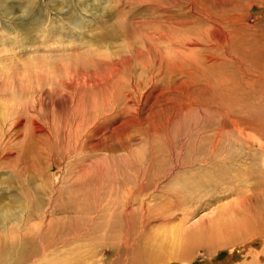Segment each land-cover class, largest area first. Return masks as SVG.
Segmentation results:
<instances>
[{
	"label": "bare ground",
	"instance_id": "bare-ground-1",
	"mask_svg": "<svg viewBox=\"0 0 264 264\" xmlns=\"http://www.w3.org/2000/svg\"><path fill=\"white\" fill-rule=\"evenodd\" d=\"M20 1L23 2H15L11 7L0 5V15L13 12L10 24L0 25V154L4 159L12 160L13 152H17L18 158H25L26 174L29 168L53 165L58 155L55 165L68 166L67 172L70 169L75 173L77 169L81 178L87 176V179L91 173L96 175L101 179L92 191L91 204L97 209L92 215L112 218L117 212L127 219L130 230L136 225L135 217H140L143 231L153 221L166 225L179 221L181 227L172 225L159 236L158 243L148 238L142 249L143 259L147 261L177 260L191 251L185 249L188 241L189 248L194 244L192 249L233 246L240 242L248 246L250 256L252 253V262L242 264H263L264 210L251 204L256 189L252 188V194L251 186L242 182L249 180L247 184H251L256 169L264 166L261 129L264 123L258 125L246 113L240 114L246 110L237 109L239 103L234 102L237 108L229 105L242 101L236 98V93L241 97L244 87V92L259 94L252 86L253 80L259 79V84L264 86V13L260 15L262 26L254 29L247 24V13L255 6L264 10V0H94L99 5L88 0H48L63 2L61 12L51 15L46 13L48 4H43L46 0ZM102 1L109 5L103 6ZM98 6H101L99 16L89 12ZM18 11L19 15L15 16ZM114 19L115 23L111 24ZM14 21L21 22V29L11 34ZM32 33L35 35L30 37ZM28 37L32 43L26 42ZM234 62L240 63L247 76L245 79L241 76L244 86L238 88L237 81L232 82L233 77L222 78L228 73L227 64ZM215 97L227 103L220 106L224 107L223 119L216 118L217 126L210 133L206 130L203 135L197 134L196 149L188 160H182L179 154L191 142V120L197 114L203 116L210 109L216 110L211 103ZM175 139H179L178 145ZM175 153L178 154L176 165L162 173L160 161L166 160V154ZM30 156L35 165L31 164ZM115 156L121 159L120 163H115L119 160L115 161ZM123 166L134 176L141 173L143 178L139 177L134 185L127 182L128 185L116 186L112 175H122ZM180 169L187 171L188 177L178 179L180 182L175 186L165 184ZM59 174L55 172L51 188L44 192L52 195L60 190ZM150 174L156 177L152 186L146 178ZM258 175L260 178L263 172ZM112 183L116 189L111 187ZM229 185L242 186L245 197L238 207L214 215L215 220L209 219L208 226L184 228L188 214L183 211L179 217L176 210L172 211V201L175 205L187 204ZM30 186L27 190L33 192L26 196L35 200L36 213L41 217L36 221L40 224L31 222L34 217L28 208L16 207L12 212L0 207V211L4 210V224L8 219L16 220L15 227L7 232L12 239L7 241L3 235L5 246L0 247V264H36L47 259V246L43 242L42 252H31L30 256L23 253L33 241L27 235L34 227L40 232L39 238L56 221H62L54 218L62 210L52 198L40 212V201L35 188ZM257 196L263 198V184ZM27 200L31 202L28 197ZM155 200L159 205L153 203ZM170 211L173 214H167ZM19 212L22 215L17 218ZM88 218L90 223L95 222L91 216ZM108 225L112 227L110 220ZM90 234L87 230L70 240H88ZM134 236L125 240L128 250L139 248L141 238ZM53 237L56 240L59 234ZM256 240L263 243L255 250L249 242Z\"/></svg>",
	"mask_w": 264,
	"mask_h": 264
},
{
	"label": "rangeland",
	"instance_id": "rangeland-1",
	"mask_svg": "<svg viewBox=\"0 0 264 264\" xmlns=\"http://www.w3.org/2000/svg\"><path fill=\"white\" fill-rule=\"evenodd\" d=\"M62 1L50 2V3L48 0L43 1V4H46V3L48 4V6L45 5L46 7H48L46 9V13L49 15H51V13H56V14L60 13L61 10L59 8L62 7V6H60L63 3ZM19 2L22 3L23 1H20V0H0V5H2L3 7H11L10 5H13L14 3L20 4ZM88 2L91 3L92 5H99L96 2H95L96 3L95 4L94 0H90V1L88 0ZM102 5L108 6L109 3L107 1H106V3H104V1H102ZM112 5L116 6L115 3ZM91 7L94 8V6H91ZM100 8H101V6L100 7L98 6V8H96L95 10L91 9V10H89V12L94 14L95 16L96 15L99 16L101 13ZM11 10H14V9L11 8ZM11 13H13V12H11ZM11 13L9 11H7L3 15H0V25L3 22L10 24L11 15H12ZM19 13H20L19 11L17 13H15V16H18ZM262 13H264L263 8H260L259 6L253 7L249 11V13H247L248 14L247 15V21H248L247 24H249L253 28H254V26L255 27L262 26L263 23H260V22H263V19L260 16ZM55 19H56V17H55ZM114 23H115V19L111 22V24H114ZM257 23H258V25H257ZM11 24H12L11 26L13 29V31H11V34H14L16 31H18L17 29H21V22L19 23L18 21H14ZM19 25H20V27H19ZM29 35H31V34H29ZM34 35L35 34L32 33V35L30 37H33ZM32 41L33 40L31 38L26 39V42L28 44L32 43ZM248 45H251V44H248ZM255 58L256 57H254L253 59H255ZM239 64L240 63H238V62H236V63L234 62L233 64H227L228 66H226V67H228V73L226 74V76L222 77V78L233 77L232 82L234 83L235 80L237 81L235 83L237 85L236 86L237 88L239 86H244L242 84L243 81L241 80V76L244 77V79L247 77V76H245L244 71L240 68ZM239 70L240 71L242 70L243 72L242 71L240 72ZM242 73H243V75H242ZM257 83L259 84V79L253 80L252 86H254V88L259 91V94L255 95L253 93H249V90H248V92H244V90H246V87H244V90L242 89V91H243L242 94L244 96L242 95L240 97L239 92L236 93L237 95L235 94L236 98L237 97L241 98L242 101H238V100L233 101V103H231L229 106L235 107L236 104H234V102L239 103V105H240L239 108H237L238 104H237V107H235V108L240 109V110H246V112L240 111V114L246 113L247 115H249V118L251 120H253V119H254L253 121L257 120L256 123H258V125H259V123H264V116H263L264 115V86L262 88V86L260 84L258 85ZM215 98L218 99V97H215ZM215 98H212L211 103H213V105H215L216 110L210 109L208 111L207 115L200 113L203 116H200L199 114H197L194 117V120H191V124H190V128H189V134H190V132H192L189 135L191 142L189 143V145H188V143L186 144L187 147L184 148L183 154L180 152L179 156H181L183 158L182 160H188L187 158H189L192 155V153L194 152V150L196 149V148H194V146H195L194 139H197L198 135L199 136L203 135V133H205L206 130L209 131L208 133H210L211 132L210 130L215 129L214 127L217 126V121H218L217 119H220V118L223 119L224 107H220V106L226 105L227 103L223 102L224 100L221 101V100H219V99L217 100ZM255 98H256V100H255ZM217 102H219V103H217ZM244 102H246V103H244ZM248 102H250V104ZM261 107L263 108V110H261ZM256 110H258V112ZM254 113L255 114L258 113V117H257V114L254 115ZM251 114H253V115H251ZM208 115H210V116H208ZM198 117H200L201 119H199ZM261 129L264 131L263 128H261ZM193 131H194V133H193ZM178 140L179 139H175L177 145H178ZM14 151H16V150H14ZM32 156H34V155H32ZM32 156H30L29 159H31V164L35 165V163L32 160V159H34V158H32ZM166 156H167L166 160L160 161V168H162L161 169L162 173L167 171L168 169H173L174 164L176 165V159L178 157V154L177 153L172 154V155L166 154ZM15 157H16V159H15ZM35 157H37V156H35ZM59 157H58V155H55V157H54L55 163L56 162L58 163ZM1 159H2V162H1ZM11 159L13 161L8 160V159H4V156L2 155V153L0 154V207L8 208L10 210L12 209L13 211H14V209H16V207H17V209H19L21 207H23L25 209L28 208V210H30L31 214L33 213L32 215L34 217V218H32L31 222H33V224L38 223L40 221L39 219L41 217L39 218L37 213H36V205L37 204H36L35 200H32L31 196H26V194L30 195V193L33 192V191L27 190L28 184H30L31 185L30 188L31 187L33 189L35 188V190H34V192L36 194L35 196L38 199V201H40V203H39L40 212L43 211L44 209H46L50 198L54 199L55 202L54 201L53 202L57 204V208L59 207L60 210H62V212L58 213L59 215L55 214L56 216L55 217L53 216L54 218L58 217V220L61 218L62 221L61 222L56 221L54 224H52L53 228L51 227L47 233L44 232L45 233L44 235H42V236L40 235L39 238H37V235L40 232H39V230H36L33 227L31 234L27 235L29 238L30 237L32 238V239L31 238L29 239L30 241L33 240L34 243L37 241L39 246H37L38 245L37 243L34 244L33 241H31L32 242L31 245L29 247L26 246L29 249H26L25 251H23V253L26 256L27 255L30 256L31 254H37L39 252H42V250H43L42 248L44 247V246H42L43 243H45V247L47 246V251H48L47 259L46 258L42 259V261L37 262L36 264H51V263L52 264H59V263L60 264H70V260H71L72 264H239V263L242 264L243 262H252V253L250 256L249 255L250 252H248L246 249V248H248V246L245 247V245L240 243V242H236L234 244L236 246H234V245L232 246L231 244H228V245H223V247L216 246V247H211V248L206 249V247L202 246L203 248L198 247V248L192 249V247H193L192 245H194V244L191 243V247L189 248V246H190L189 241H188L189 246L186 243L185 249H189V250L191 249V251L190 252L187 251L188 253L184 254L183 257H181V255H180L177 260L174 258L173 259L170 258L168 260L161 258L157 261L152 260V259L147 261L148 259H143L144 256L142 254V249L144 248V246L147 245L148 242L147 243H145V242L148 241V238H152V241L155 240V243H158L160 241V238L163 236L162 233H164V232L166 233V230L170 229L172 227V225H173V227H175V226L177 227V225H179V227H181V224L179 221H177L176 223L171 224V225L163 224L160 221H153V222L151 221L152 223H151L150 227L148 229H146L145 231H143L142 228L140 227V225H141L140 224V220H141L140 217H135V218H133V220H135L134 223L137 226L135 225L134 228L132 230H130L128 227L127 219L124 218V216L122 217V215L117 213V212L113 213L112 218H110V215L103 216V217L101 216L100 218L97 217L96 213H95V215H92L94 211L97 212V209L91 204V202H92V191H93V189H95V187L99 186L98 183L100 181L98 182V180L101 179V178H98L96 175L91 173L89 175L90 177L88 176V179H87V176L81 178L82 174L77 169H75V173L71 172L70 169L67 172L66 168H68V166L61 165V164L55 165V163L51 166L48 164H43L41 166L36 165L37 166L36 169L29 168V173L24 174L26 167L23 164V161L25 160V158H18L17 152H13V157H11ZM26 159H28V158H26ZM42 159H44V158H42ZM46 159H47V157H46ZM113 159L114 160L119 159L117 161L115 160L116 164H118V162L120 163V161H121V159L118 156H115V158L113 157ZM256 160H257V158H256ZM111 163H113V162H111ZM115 163L112 164L111 167L113 165H115ZM5 165H6V167H3ZM256 165H258V163H256ZM63 169H64V171H63ZM122 169H123V172H121L122 175L116 174V175H114L115 177L112 175L113 183L116 186L118 185V183H119V185H120V183H122L120 186H124L125 184H127V182L129 185L131 182H132V185H134L138 181V179H140L141 177L143 178L141 173L137 176H134L132 171H127V168L125 166H123ZM40 170H42V171H40ZM256 170L257 171H255L253 179H251V181H250L251 184H247L249 180H246L242 183L245 185L251 186L250 189H251L252 194H254V191L252 190V188L254 190L256 189L255 195L251 199V204L252 205L254 204L253 206L256 207L258 210H261V209L264 210V196L261 200L257 196V194L260 191L261 184L264 185V166L262 165V167H258ZM124 171H125V173H124ZM55 172L60 173L59 177H60V183L61 184H59L58 189H60V190H57L58 193L53 192L52 193L53 197H52L51 193L47 194L46 191L44 192V189L51 188V185L54 182L53 178H54ZM261 172H263V176L261 175L260 178H258V176H259L258 174ZM175 173L178 174V176L176 177V174H173V176L170 177V179H167L165 181V184H169L168 186H170V185L175 186V185L179 184V182H180V180H178V179H180V178L185 179L189 175L187 171L185 172L184 170H181V169L176 170ZM92 177H93V180L95 181V183L92 180ZM149 177L150 178L146 177L149 181L148 185L152 186V183L156 181V177L153 174H150ZM26 178H27V180H25ZM51 179H52V181H51ZM105 179L107 180L108 176ZM68 180H71V181H68ZM113 183L111 184V187L114 188L115 185L113 186ZM42 185H44L46 187H44ZM148 187H150V186H148ZM224 188H226V189H224ZM115 189H116V187H115ZM217 190L212 191V194L216 193L215 195L213 194V196H212V194H210L208 197H203L201 199L199 198L200 201H198L199 199L196 201H191V202L188 201L187 204H182V203L177 202L176 205H175V201H172L173 203L170 202V204L173 206L172 211L176 210V214L179 215V217L182 216L183 211L185 212L186 215L188 214V216H187L188 223L186 226H184V228L188 229L190 227H194L196 225H203V224H204V226H208V224L211 223L210 220H212V221L215 220L213 217L214 215L216 217V215H218L220 213V211L226 212L228 210L233 209V207H238V205H240V202H242V200H243L242 197L243 198L245 197V193L243 195V192H244L243 187L242 186L240 187V185H238V186H236V185L220 186L217 188ZM247 192L249 193V191H247ZM22 193L23 194L25 193V194L23 195ZM59 193H61L62 195ZM241 194L243 196H241ZM57 196H58V198H57ZM27 197L29 200H31V202L27 200ZM38 197H41V198H38ZM256 199H257V201H256ZM23 200H25V201H23ZM211 200H213V201L215 200V201L213 202ZM248 200L249 199H247V201ZM27 202L29 204H27ZM153 203L155 205H159L160 202L158 200H155V201H153ZM227 206L230 209H228ZM219 209H221V210H219ZM172 211H170L167 214H173ZM3 213H4V210L2 209L0 211V225H1L0 226V235H1L0 236V247L5 246V244H4L5 241L2 242V240H5V237H6L7 241H8V239L9 240L12 239L11 233H10V235H11L10 236L9 234H7V232H10L9 230H11V228L13 229L15 227L14 221H16L15 219H8V220H6L7 224H4ZM19 213L18 214L13 213V214L14 215L16 214V217L19 218L18 216L22 215L21 212H19ZM65 213H67V214H65ZM189 214H191V216ZM90 216L95 220L94 223L93 222L90 223V221L88 220L89 219L88 217H90ZM68 217H69V219H67ZM263 218H264V212H263ZM109 220H110V222H112V227H109V225H108ZM136 221H138L139 223H137ZM31 222H30V225H28L30 228H31ZM38 224H40V223H38ZM57 224H58V226H57ZM5 226H7L8 229ZM54 226L57 228H55ZM78 226L79 227L81 226V227L79 228ZM3 227H4V230L2 231ZM58 228H59V231H58ZM51 229H53V230H51ZM81 229H82V231H81ZM55 230L58 231V233H55L56 232ZM87 230H89L91 233L88 240H84V238H81L82 241H80V242H78V241L75 242L74 239L70 240L71 237H73L75 234L82 233V232L84 233ZM150 230H151V232H150ZM134 232H136V233L134 234ZM48 233H49V235H48ZM58 234H59V237L55 240L53 236H55V235L57 236ZM132 234L135 236L139 235L138 237L141 238V240L139 242V248H136L133 250H131V249L128 250L125 247V244H126L125 240L128 236L130 237ZM3 235L5 237H3ZM135 236L133 238H135ZM159 236H161V237H159ZM41 237H43L44 241ZM1 238H3V239H1ZM13 240H15V239H13ZM48 242H49V245H47ZM54 242H55V244H54ZM261 242H262L261 240L249 242V244H250L249 246L252 249L256 250V249H259L261 247V245L263 243V242L262 243ZM51 245H53V246H51ZM243 247H244V249H243ZM88 248H89V250H88ZM214 248H215V250H214ZM248 250H250V249H248ZM55 253H57V254H55ZM50 255H54V256H50ZM137 256H140V257H138V259H137V258H135ZM235 256H236V258H235ZM48 258L50 259V261ZM58 258H59V260H58ZM246 259H247V261H246ZM57 262H59V263H57ZM254 264H258V263H254ZM263 264H264V262H263Z\"/></svg>",
	"mask_w": 264,
	"mask_h": 264
}]
</instances>
